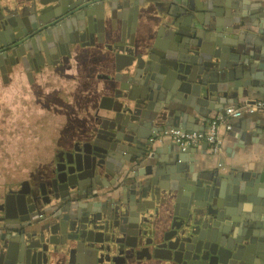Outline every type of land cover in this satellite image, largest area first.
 <instances>
[{
	"label": "water",
	"instance_id": "95a60500",
	"mask_svg": "<svg viewBox=\"0 0 264 264\" xmlns=\"http://www.w3.org/2000/svg\"><path fill=\"white\" fill-rule=\"evenodd\" d=\"M226 2L0 0V68L6 64L8 71L30 74L33 63L48 57L40 42L53 41L57 29L66 40L64 64L91 56L99 45L113 53L100 83L92 80V94L102 97L96 108L90 106V138L66 157L57 178L29 182L12 205L5 203L7 216L0 222L6 232L13 218L30 222L32 230V213L48 210L51 223L42 230L61 236L64 225L79 231L85 245L80 264H115L120 258L144 264H264V181L248 174L230 180V174L203 167L202 151L158 141L167 128L205 131L215 114L238 107L242 98L247 104L264 99L255 72L259 64L228 35L233 29ZM35 21L40 27L32 31ZM7 34L14 41H3ZM253 121L246 119L244 128L253 129ZM158 145L168 159L162 160ZM122 177L133 179L134 189L125 188ZM67 196L86 198L88 205L99 196L106 200L89 210L83 203L59 210ZM30 230L21 231L19 250L4 243L5 260L23 252L26 263L40 260L48 247L30 246L35 241L29 234L39 236ZM158 250L172 257H157ZM144 251L151 256L141 257Z\"/></svg>",
	"mask_w": 264,
	"mask_h": 264
},
{
	"label": "flooded vegetation",
	"instance_id": "af4514ba",
	"mask_svg": "<svg viewBox=\"0 0 264 264\" xmlns=\"http://www.w3.org/2000/svg\"><path fill=\"white\" fill-rule=\"evenodd\" d=\"M39 27L36 21L29 25L32 31ZM55 34L58 36H55L53 41L47 42V45L40 42L42 46L47 47L48 57L43 56L41 60L33 63L30 67V74L26 71H8L9 67L6 64L0 68V132L9 129V136L6 139L0 138V143L22 145L25 142H30L29 150L25 147L19 152L11 153L12 160L9 169L3 170L0 168V219L7 216L2 211L6 207L5 203L8 202L12 205L14 194L28 190L29 182L39 183L46 180L53 181L54 178H57L59 176L57 169L64 167L66 157L70 159L71 153L75 152L85 140H88L92 133L90 120L84 124L77 118L72 119L71 116H65L64 104L62 103L73 99L81 102V97L79 89H77L78 82L71 84L69 82L67 91L55 82L58 79L60 80L62 75L64 80L63 70L66 64L62 62L63 53L65 52L62 42H66V40L62 31L59 32L57 29ZM44 36L48 35L44 34ZM3 41L12 42L14 39L7 34V36H3ZM51 50L54 52L50 56L49 52ZM89 57L90 52L87 54L86 59H89ZM77 59L74 58L67 63L72 66ZM66 93H68V96ZM41 105L43 106L42 116L39 115ZM51 108H53L52 112ZM76 112L78 115L81 114L80 109H77ZM36 119L37 123H35ZM3 128L6 129L3 130ZM62 176L64 175L62 174ZM65 192H69V190H65ZM81 192L84 193L82 195L84 197L87 190L83 189ZM74 196L78 197V194H74ZM79 201L71 202L67 200L63 206V202H60L57 208L59 210L62 207L73 210V208L80 209V203L88 205L86 198ZM92 207L97 208V205H93L91 202V205H88V210ZM47 214L48 210L44 215L33 212L32 216H29L33 222L32 230H30V222H22L20 218L9 219L7 225L12 229L8 232L2 226L4 222H0V264H32L26 263L29 259L24 252L18 259L12 256L11 260H5L4 258V243L6 242L12 251L19 250L22 234H24H21V231L26 230L39 235L33 238V235L29 234L28 240L35 241L30 242L32 244L30 246L48 247V250L44 249L42 251L40 260L33 264H80V250L85 245L80 242L81 235L79 231L77 228L67 231V227L64 225V233L61 236L42 230L43 227L51 223L52 216L49 214L47 216ZM69 215L76 216V211L70 212ZM42 216L44 218H41ZM26 224L29 227L24 226ZM7 237H9V240L3 241ZM72 238L73 240H71ZM67 243L71 248L66 249L63 247ZM52 245L56 246L54 252H51ZM91 255L93 258L96 256L94 252ZM133 255L134 253L129 251V256ZM140 256L150 257L151 253L144 251L140 253ZM157 257H172V254L164 250H158ZM115 264L144 263L130 258H120L119 262ZM170 264L176 263L172 262Z\"/></svg>",
	"mask_w": 264,
	"mask_h": 264
},
{
	"label": "crops",
	"instance_id": "0c3cea01",
	"mask_svg": "<svg viewBox=\"0 0 264 264\" xmlns=\"http://www.w3.org/2000/svg\"><path fill=\"white\" fill-rule=\"evenodd\" d=\"M226 2V12L228 11V19L232 26V33H229V37L232 41L238 43V47L245 53L251 56V59L255 60L257 65L255 72L259 77L262 78L260 88L262 90L261 97L264 98V0H222ZM210 16L211 11H203ZM201 13V10H200ZM212 15V14H211ZM260 42V43H259ZM89 59L82 58L77 59L76 62L71 66L69 63L65 64L63 75L58 79L56 84L64 88L67 91L69 82H78L79 95L81 98V105H79L80 113L78 119L81 123H86L88 115L93 108H88L86 105H93L94 108L99 105L101 101V93L96 92L92 94V84L95 80L100 83V78L109 69L107 66V60L113 56L112 51L104 49L103 45H99ZM258 56V58H257ZM91 88V89H90ZM68 96V93H66ZM98 98H96V96ZM96 98V99H95ZM247 98H242L238 107L243 108L246 111ZM68 100L64 101L65 116L67 112L74 111L73 103H67ZM264 101V99H259ZM256 102V103H257ZM255 104V102H253ZM55 107L57 105L53 104ZM243 106V107H242ZM229 107L227 106L226 110ZM53 108H51V112ZM220 113L219 115H221ZM216 115V114H215ZM214 115L213 118L216 116ZM195 118V117H194ZM86 119V120H85ZM247 120H254V128L247 130ZM199 122V118L195 119ZM226 123L220 126L219 130V155L214 154L213 144L209 143L206 147V141L199 143L194 147L204 153V164L203 167H207L208 170H221L227 174H230V180L239 176V174H248V178H254L256 182L260 184L264 181V110L255 112H245L243 117H230L226 115ZM207 124V129L209 127ZM197 125H200L197 124ZM159 142H167L171 140H165ZM174 142V141H173ZM177 143V142H176ZM161 144V143H160ZM179 144V143H178ZM159 155L163 159L169 158V153L165 147L158 145ZM129 172H125L127 174ZM124 176V175H123ZM121 178V181L127 183L125 188L134 189V180ZM68 197V196H67ZM68 201L75 202L74 200ZM106 198L103 196L96 197V205L99 206Z\"/></svg>",
	"mask_w": 264,
	"mask_h": 264
},
{
	"label": "built area",
	"instance_id": "2783aa9c",
	"mask_svg": "<svg viewBox=\"0 0 264 264\" xmlns=\"http://www.w3.org/2000/svg\"><path fill=\"white\" fill-rule=\"evenodd\" d=\"M247 112L263 111L264 101H259L255 104L246 105ZM243 107V106H242ZM243 108L237 106H229L225 113L216 116L210 122L208 129L205 131H185L179 128H167L158 135V140H172L182 146H194L206 141L213 144L215 155H219V130L220 126L226 123V115L230 117H243L245 112Z\"/></svg>",
	"mask_w": 264,
	"mask_h": 264
},
{
	"label": "rangeland",
	"instance_id": "374dc122",
	"mask_svg": "<svg viewBox=\"0 0 264 264\" xmlns=\"http://www.w3.org/2000/svg\"><path fill=\"white\" fill-rule=\"evenodd\" d=\"M96 96V95H95ZM82 98V97H81ZM96 98H98L96 96ZM95 98V99H96ZM72 102L73 103V110L71 112H67V116H71L72 119L77 118L78 119V113L76 112L77 109H79V105L82 103L79 100H68L66 104ZM79 105H78V104ZM90 104L86 105V107L90 108ZM43 113V106H40V114L42 116ZM35 123H37V119L35 120ZM6 128H3L5 130ZM9 136V129H7L5 132H0V138L6 139ZM30 142H25L22 145H18L17 143L15 144H6V143H0V168L1 169H9L10 168V162L12 160V154L11 153H16L22 150V148H27L29 150ZM14 162V161H13Z\"/></svg>",
	"mask_w": 264,
	"mask_h": 264
}]
</instances>
